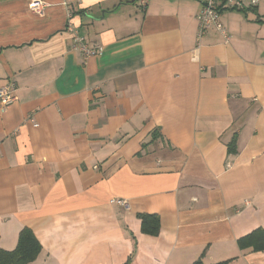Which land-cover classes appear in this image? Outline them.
<instances>
[{"label":"crops","instance_id":"0c3cea01","mask_svg":"<svg viewBox=\"0 0 264 264\" xmlns=\"http://www.w3.org/2000/svg\"><path fill=\"white\" fill-rule=\"evenodd\" d=\"M31 1L0 0V248L28 227V264H264L238 243L264 229V0L222 12L228 39L198 38L199 0Z\"/></svg>","mask_w":264,"mask_h":264},{"label":"built area","instance_id":"2783aa9c","mask_svg":"<svg viewBox=\"0 0 264 264\" xmlns=\"http://www.w3.org/2000/svg\"><path fill=\"white\" fill-rule=\"evenodd\" d=\"M131 1V0H130ZM138 1L141 8L146 7L149 0H132ZM202 4V9L197 16L198 19V38L200 39L208 30L215 29L219 31L227 39L229 31L223 22L221 15L224 10H234L243 8L245 5L256 7L261 0H199ZM47 3L44 0H32L30 9L34 14H42ZM67 31L71 32L74 37L72 49L83 53L86 59L89 57L103 54L104 47L99 44H91L86 41L85 37L73 29L70 25L67 26ZM18 86L14 80H9L5 84H0V105L6 109L18 99ZM32 121V118L30 119ZM117 203L128 208L129 202L124 199H118Z\"/></svg>","mask_w":264,"mask_h":264},{"label":"trees","instance_id":"16d2710c","mask_svg":"<svg viewBox=\"0 0 264 264\" xmlns=\"http://www.w3.org/2000/svg\"><path fill=\"white\" fill-rule=\"evenodd\" d=\"M236 136L228 145L229 154H235ZM142 222V231L158 235L160 231V217L153 213H140ZM239 246L242 249L252 248L255 251L264 250V229L257 228L251 233L238 239ZM42 249L41 242L32 229L26 227L22 229L19 235L18 244L14 250H4L0 248V264H28L34 261ZM228 261L214 264H227ZM193 264H204L199 258Z\"/></svg>","mask_w":264,"mask_h":264},{"label":"rangeland","instance_id":"374dc122","mask_svg":"<svg viewBox=\"0 0 264 264\" xmlns=\"http://www.w3.org/2000/svg\"><path fill=\"white\" fill-rule=\"evenodd\" d=\"M139 5V4H138ZM139 10H142V8L140 6H138Z\"/></svg>","mask_w":264,"mask_h":264}]
</instances>
